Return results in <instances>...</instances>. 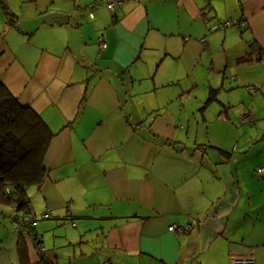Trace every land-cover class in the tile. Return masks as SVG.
I'll list each match as a JSON object with an SVG mask.
<instances>
[{"label": "crops", "instance_id": "crops-1", "mask_svg": "<svg viewBox=\"0 0 264 264\" xmlns=\"http://www.w3.org/2000/svg\"><path fill=\"white\" fill-rule=\"evenodd\" d=\"M0 81L54 133L0 264H264V0H0Z\"/></svg>", "mask_w": 264, "mask_h": 264}, {"label": "trees", "instance_id": "trees-1", "mask_svg": "<svg viewBox=\"0 0 264 264\" xmlns=\"http://www.w3.org/2000/svg\"><path fill=\"white\" fill-rule=\"evenodd\" d=\"M53 137L42 117L0 81V207L32 212L27 191L47 179L44 162Z\"/></svg>", "mask_w": 264, "mask_h": 264}, {"label": "built area", "instance_id": "built-area-1", "mask_svg": "<svg viewBox=\"0 0 264 264\" xmlns=\"http://www.w3.org/2000/svg\"><path fill=\"white\" fill-rule=\"evenodd\" d=\"M107 8L111 11L114 12L115 6L118 3H106ZM100 7V2H96L92 5L89 6L87 12L89 13V16L91 18H94L93 12ZM84 11V10H83ZM81 10L78 11V14H81ZM85 13V12H84ZM243 24V23H242ZM246 24V23H244ZM236 25H241V23H238ZM233 24L231 22H220L217 25H215L212 30L216 31L219 29H225L227 27H231ZM99 45L100 48L103 50L107 47V44L104 40V38L99 39ZM253 119L251 116L247 113L241 118V122L246 124V123H252ZM257 174L262 176L264 175V167L260 168L257 170ZM53 216V212L50 209H47L44 214L42 215L43 219H49ZM37 220L34 217L33 211L28 214V215H18L14 217L13 220V227L16 232H23L26 233L30 236V239L32 243L37 244L38 252L40 254H44L46 252V249L41 245V241L38 238V236L34 232V227L36 226ZM171 232L178 233V232H189L190 228L189 227H179L177 225H173L169 228ZM47 263L46 261H42L40 264H45ZM233 264H255V261L253 259H236L234 260Z\"/></svg>", "mask_w": 264, "mask_h": 264}]
</instances>
